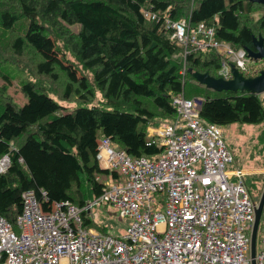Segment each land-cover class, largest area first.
<instances>
[{"label": "trees", "instance_id": "obj_1", "mask_svg": "<svg viewBox=\"0 0 264 264\" xmlns=\"http://www.w3.org/2000/svg\"><path fill=\"white\" fill-rule=\"evenodd\" d=\"M167 18L185 20L191 31L212 26L234 48H254V36L264 37V4L252 0H0V157L11 160L0 173V214L13 225L26 190L41 201L45 191L50 204L98 196L118 176L99 165L101 136L133 157L157 153L147 130L177 116L172 101L185 94L186 78L219 76L215 48L179 43ZM12 64L27 72L21 105L8 92ZM200 98L209 122L264 123L262 93Z\"/></svg>", "mask_w": 264, "mask_h": 264}, {"label": "built area", "instance_id": "obj_2", "mask_svg": "<svg viewBox=\"0 0 264 264\" xmlns=\"http://www.w3.org/2000/svg\"><path fill=\"white\" fill-rule=\"evenodd\" d=\"M166 23L179 43L215 48L219 76L233 78V64L245 76L256 74L248 51L216 39L212 26L202 22L191 31L185 20ZM172 103L177 116L147 130L148 143L159 148L153 155L133 157L109 136L100 137L99 165L118 176L110 175L85 204H50L45 191L42 201L24 191L14 225L0 214V264H252L259 200L246 184L248 171L227 167L234 156L222 126L202 118L200 97L181 92ZM10 161L9 154L0 157V173ZM103 205L130 220L125 232L115 236L85 224L84 217L93 218V208ZM260 230L256 264H264V208L257 235Z\"/></svg>", "mask_w": 264, "mask_h": 264}, {"label": "rangeland", "instance_id": "obj_3", "mask_svg": "<svg viewBox=\"0 0 264 264\" xmlns=\"http://www.w3.org/2000/svg\"><path fill=\"white\" fill-rule=\"evenodd\" d=\"M259 13H256V17ZM77 29V26H74ZM67 56L70 55L67 53ZM253 67L258 71L264 68V59L253 60ZM12 72V82L8 86V92L12 95L13 100L18 104H24L27 97L20 90V82L25 79L27 72L21 66L12 64L10 66ZM184 72V70H183ZM1 82V79H0ZM226 90H216L208 87L206 84L200 83L194 77L188 76L185 83V94L188 97L197 96H218L223 95ZM264 97V92L262 93ZM67 108H73L75 102L62 101ZM224 132V140L234 156V160L228 164V168L235 169L244 167L246 169V184L255 200H259L264 188V123L249 124L234 122L222 126ZM102 180L103 175H97ZM93 219L97 224L104 227L108 233L112 235H120L125 232L130 220L128 218L121 219L115 210L109 205L96 206L93 208ZM92 227L96 228L93 224ZM18 230L17 226H14ZM262 230L257 235V247L261 248Z\"/></svg>", "mask_w": 264, "mask_h": 264}, {"label": "water", "instance_id": "obj_4", "mask_svg": "<svg viewBox=\"0 0 264 264\" xmlns=\"http://www.w3.org/2000/svg\"><path fill=\"white\" fill-rule=\"evenodd\" d=\"M264 4V0H252ZM254 48H247L249 56L254 59H264V37L262 35L254 36ZM233 78L225 79L222 76H214L209 72H196L194 76L200 83L206 84L216 90H232V91H249L257 94L264 92V69H262L255 76H245L238 68L232 65ZM264 208V188L262 190L258 206L256 207V218L252 231L251 239V257L252 264H256V244H257V231Z\"/></svg>", "mask_w": 264, "mask_h": 264}, {"label": "clouds", "instance_id": "obj_5", "mask_svg": "<svg viewBox=\"0 0 264 264\" xmlns=\"http://www.w3.org/2000/svg\"><path fill=\"white\" fill-rule=\"evenodd\" d=\"M254 59V58H253ZM255 60V59H254ZM253 76H255V75H253ZM247 77H249V76H247Z\"/></svg>", "mask_w": 264, "mask_h": 264}]
</instances>
